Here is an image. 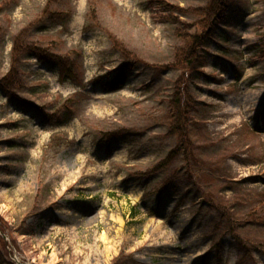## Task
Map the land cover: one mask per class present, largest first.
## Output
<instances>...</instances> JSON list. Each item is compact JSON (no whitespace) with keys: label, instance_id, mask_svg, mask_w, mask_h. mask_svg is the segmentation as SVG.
Here are the masks:
<instances>
[{"label":"rangeland","instance_id":"rangeland-1","mask_svg":"<svg viewBox=\"0 0 264 264\" xmlns=\"http://www.w3.org/2000/svg\"><path fill=\"white\" fill-rule=\"evenodd\" d=\"M210 0H0V78L17 35L73 61L21 60L0 88V224L19 264H264V0H227L194 72L193 147L168 135L183 74L165 69L198 19L151 4ZM194 27L190 31H195ZM135 59L117 91L107 85ZM4 234H2L3 236Z\"/></svg>","mask_w":264,"mask_h":264},{"label":"trees","instance_id":"trees-1","mask_svg":"<svg viewBox=\"0 0 264 264\" xmlns=\"http://www.w3.org/2000/svg\"><path fill=\"white\" fill-rule=\"evenodd\" d=\"M56 2L57 0H50ZM156 7H162L168 13V22L178 24L179 17L175 14L181 13H193L198 17L196 21L192 24H185L182 29H177L176 33L178 37L183 40V48L178 49L176 52V59L171 64L167 66H162L165 69H177L183 71V74L175 81L173 86L174 93L169 101V111H170V125L168 135L179 136V145L176 149L172 150L166 157L165 160L160 161L152 169V174L160 172L165 169L177 156L178 152L186 153L187 149L193 147L190 140L189 124H191V114L195 112L194 99H192L188 84L186 82L185 74L187 70L194 72L197 67L196 64L201 58L200 51L203 47L207 36L211 33L210 31L215 27V25L222 19L225 12L228 11L227 0H210L208 4L203 7H192L188 9L175 7L173 5H168L164 1H155ZM196 28L195 31L190 30ZM112 40L113 48L121 52L122 56L127 60V64L123 70H120L116 78L111 80L107 85L109 90L117 91L120 89L125 80V70L130 69L135 66L134 62L131 60L135 59L132 53L127 52L126 48L120 44L117 39L110 38ZM13 46L11 49V66L5 76L0 78V88L3 93L13 99L16 98V93L23 88L22 79L20 74L21 60L25 56H33L39 62H49L54 63L58 66L60 77L68 78L73 76V61L70 60L69 56L59 55L52 51L51 46H42L34 42L23 41L22 35H17L13 40ZM131 59V60H130ZM1 233L5 234L6 229H4L0 224ZM11 253L8 251V243L5 241L4 237L0 234V264H15L11 260Z\"/></svg>","mask_w":264,"mask_h":264}]
</instances>
